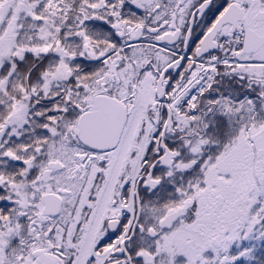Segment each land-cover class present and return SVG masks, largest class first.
I'll return each instance as SVG.
<instances>
[{
	"label": "snow or ice",
	"instance_id": "1",
	"mask_svg": "<svg viewBox=\"0 0 264 264\" xmlns=\"http://www.w3.org/2000/svg\"><path fill=\"white\" fill-rule=\"evenodd\" d=\"M0 264H264V0H0Z\"/></svg>",
	"mask_w": 264,
	"mask_h": 264
}]
</instances>
